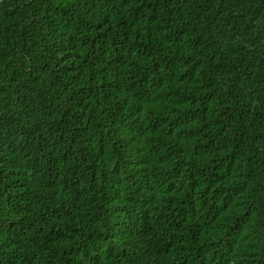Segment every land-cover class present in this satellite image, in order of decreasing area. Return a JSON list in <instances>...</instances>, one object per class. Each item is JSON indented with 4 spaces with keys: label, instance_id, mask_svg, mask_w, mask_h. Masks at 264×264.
<instances>
[{
    "label": "trees",
    "instance_id": "16d2710c",
    "mask_svg": "<svg viewBox=\"0 0 264 264\" xmlns=\"http://www.w3.org/2000/svg\"><path fill=\"white\" fill-rule=\"evenodd\" d=\"M0 264H264V0H0Z\"/></svg>",
    "mask_w": 264,
    "mask_h": 264
}]
</instances>
